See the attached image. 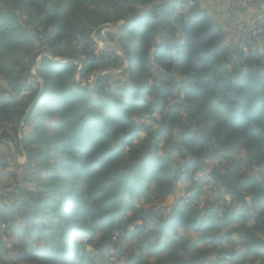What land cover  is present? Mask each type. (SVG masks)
Here are the masks:
<instances>
[{
	"label": "trees",
	"instance_id": "1",
	"mask_svg": "<svg viewBox=\"0 0 264 264\" xmlns=\"http://www.w3.org/2000/svg\"><path fill=\"white\" fill-rule=\"evenodd\" d=\"M152 2L0 0V196H13L1 198L0 264H264V43L245 57L196 1L167 0L106 32L130 86L114 91L107 75L85 88L75 63L48 56L30 72L42 52L81 60L79 83L121 65L92 33ZM215 148L250 204L213 199L216 184L200 197Z\"/></svg>",
	"mask_w": 264,
	"mask_h": 264
},
{
	"label": "water",
	"instance_id": "2",
	"mask_svg": "<svg viewBox=\"0 0 264 264\" xmlns=\"http://www.w3.org/2000/svg\"><path fill=\"white\" fill-rule=\"evenodd\" d=\"M153 4L154 3H151V4L147 5L146 7H144L143 9L131 13L125 20L119 21L117 23H110V24L101 25L94 30V36L96 37V39H98L103 44L115 49L117 51V53L121 56V58L123 60V64L121 66H110V67H107L105 69H98L95 72L94 77H93V81L90 84L79 83L78 74H79V72L82 68V65H83L81 60L65 58V57H53L52 55H50L47 52H42L38 55V57L36 58V60L34 61V63L30 67L31 74L35 75L34 68L40 63L43 56H48L52 61H55V62L72 61L73 63L78 65L77 69L73 72L75 82L77 84H79L80 86H83L85 88L90 89L96 84V81L99 78V76L101 75V73H103V72L113 73L115 71H123V70L129 69L130 60H129L128 56L126 55L125 51L123 50V47L121 46V44L118 41L109 39L103 32L106 30L107 31H115V32H120V31L124 30L134 19L145 14ZM152 50L153 49H151V52H152ZM149 57L151 60L152 59L151 53L149 54ZM223 65H225V63H223ZM155 71L156 72L158 71L157 66H155ZM176 77H177V75H174V78H176ZM102 79L107 80V77L104 76V77H102ZM154 79L156 80L157 76H155ZM39 83H40V86H39L38 93L42 89L43 80L39 79ZM38 93H37V95H38ZM37 95L35 96V98L37 97ZM33 103H34V100L27 106V108L25 110V113H24V115L21 119L20 125L18 127L19 132H20L21 126L23 124V120H24L26 114L28 113V111L30 110L31 106L33 105ZM153 136H155V134H153ZM3 141H6L10 144L12 159L15 160L17 163H23L17 159V153H16L15 146H14L13 142L10 139H3ZM152 147H153V140H149L147 143L146 151L151 150ZM219 150H221V149H219ZM218 152L219 151L216 149L213 151L212 155L215 156ZM24 154H25V160H24V162H25L26 161V153H24ZM203 156H204V154H203ZM208 173L211 175V177H213L214 180H216L217 185L222 188L223 192L230 194V196L233 197L235 205H248V195L246 193L242 192L241 190H239V188L237 187V185H240L242 183V180L231 179L230 178L231 171L228 169V167L225 166L223 172H219L216 167H212L208 171ZM204 201H205V199H204Z\"/></svg>",
	"mask_w": 264,
	"mask_h": 264
},
{
	"label": "rangeland",
	"instance_id": "3",
	"mask_svg": "<svg viewBox=\"0 0 264 264\" xmlns=\"http://www.w3.org/2000/svg\"><path fill=\"white\" fill-rule=\"evenodd\" d=\"M92 39L94 40H96L97 41V43H98V46H100V47H102V42H100L98 39H96V37L94 36V35H92ZM114 39H116V38H114ZM117 40V39H116ZM35 46H37V42H35ZM104 47H107V46H104ZM132 57V56H131ZM109 76L110 77H112L111 79V81H112V83H113V85H114V87H113V90L114 91H117V90H120L121 88H122V86H124V82L125 83H127V86H130L129 84H130V81L128 80V77H127V71L126 70H123V71H115V72H113V73H110L109 74ZM90 79V78H89ZM156 117V119L160 122V115H158V116H155ZM149 141V140H148ZM148 141H147V143H148ZM147 143H146V145H145V148L147 147ZM153 148V147H152ZM152 150V149H151ZM150 151V150H149ZM25 152H22V153H19L18 155H17V159H19L20 161H23L24 162V160H25V154H24ZM236 155H237V157H241L242 156V152L240 151L239 153H236ZM203 158H204V162H203V167H204V180L207 182V185H206V187H205V190L203 191V193H202V195H200V197L202 198V199H204V196H209V194L208 193H210L209 192V188H212L213 186H214V182H215V180L213 179V177H211V175L210 174H208V171L212 168V167H216L217 169H219V170H223V166L224 165H227V163H226V160L225 159H223V158H218V157H214V156H212V154L210 155H206V156H203ZM228 166V165H227ZM225 167V166H224ZM243 171H242V173H247V172H251V173H253V172H255V171H258V169L256 168V169H254V168H251V167H249V166H247V165H245L244 167H243ZM24 174V173H23ZM197 175H200L199 173L197 174ZM187 184L188 182H184V184ZM184 184H182V185H184ZM180 186L179 188H178V190H176L177 191V193L178 194H182L183 193V191H184V187L185 186ZM208 188V189H207ZM221 190V188L219 189L218 187L216 188V193H215V195L216 196H214V194L213 193H211V197L214 199H216V197L220 194V195H222L223 193L220 191ZM7 190H5L2 194H1V196H0V205L2 204V201H1V198L2 199H4L5 200V203H8V205L12 202L11 200L13 199V196H9V195H7ZM196 190H193V192H192V194H196ZM223 195H225V196H227L226 194H223ZM229 198H230V196H229ZM234 202H233V200H231L230 201V204H233ZM248 203L250 204V201L248 200ZM233 205H235V204H233ZM198 207L199 208H201L202 207V205H201V203L199 202L198 203ZM2 238L3 239H7V237L5 236V235H2ZM37 237L36 236H34V240H33V242H32V246L34 247V248H43L44 246V241L43 240H40V241H37ZM25 240V237L23 236H21V237H19V238H17V240H16V243H17V245H21L22 244V242ZM9 241V240H8ZM7 248L8 249H10L11 248V243L10 242H8L7 243ZM19 264H25L24 262H21V263H19Z\"/></svg>",
	"mask_w": 264,
	"mask_h": 264
},
{
	"label": "built area",
	"instance_id": "4",
	"mask_svg": "<svg viewBox=\"0 0 264 264\" xmlns=\"http://www.w3.org/2000/svg\"><path fill=\"white\" fill-rule=\"evenodd\" d=\"M152 1L161 3L165 0ZM225 2L229 7L243 11V16L234 28L238 47L245 57L255 53L264 41V0H225ZM188 4L193 5L194 0H188Z\"/></svg>",
	"mask_w": 264,
	"mask_h": 264
},
{
	"label": "crops",
	"instance_id": "5",
	"mask_svg": "<svg viewBox=\"0 0 264 264\" xmlns=\"http://www.w3.org/2000/svg\"><path fill=\"white\" fill-rule=\"evenodd\" d=\"M196 2L201 9L206 11L210 20L225 32L228 44L234 46L236 43L234 26L243 16V11L239 8L228 7L224 0H196Z\"/></svg>",
	"mask_w": 264,
	"mask_h": 264
},
{
	"label": "clouds",
	"instance_id": "6",
	"mask_svg": "<svg viewBox=\"0 0 264 264\" xmlns=\"http://www.w3.org/2000/svg\"><path fill=\"white\" fill-rule=\"evenodd\" d=\"M165 1H167V0H165ZM195 1H196V0H194V4H195ZM224 1H225V0H224ZM162 2H163V1H162ZM162 2H161V3H162ZM152 3H154L153 5L160 4V3H156V2H154V1H153ZM225 3H226V2H225ZM150 4H151V3H150ZM194 4H193V5H194ZM147 5H149V4L144 5L143 7H141L140 9H138V10H136V11H139V10L143 9V8L146 7ZM188 5H189V4H188ZM193 5H189V6H193ZM226 5H227V4H226ZM227 6H228V5H227ZM228 7H229V6H228ZM150 8H151V7H150ZM230 8H231V7H230ZM236 9H237V8H236ZM240 19H241V18H239V20H240ZM124 20H125V19H124ZM239 20H238V21H239ZM121 21H122V20H121ZM118 22H119V21H118ZM116 23H117V22H116ZM237 23H238V22H237ZM237 23H236V24H237ZM107 24H110V23H107ZM236 24H235V26H236ZM103 25H105V24H103ZM100 26H101V25H100ZM235 26H234V28H235ZM106 32H107V30L104 31L103 33L106 35ZM113 32H115V31H113ZM92 35H94V31H93ZM234 35H235V33H234ZM106 36H107V35H106ZM235 36H236V35H235ZM236 37H237V36H236ZM109 39H110V38H109ZM263 39H264V32H263ZM112 40H115V39H112ZM115 41H117V40H115ZM237 41H238V38H237ZM94 42L96 43V46H97V48H99V51H100V52H101L103 49H107V50H108L109 48H111V47H109V46H107V45H105V44H103V43H102V47L98 46V43H97V41H96L95 39H94ZM262 43H264V41H262ZM262 43H261V44H262ZM261 44L259 45V47L261 46ZM104 46H107V47H104ZM108 47H109V48H108ZM238 48H239V47H238ZM111 49L114 50V51L116 52V54H118L117 51H116L115 49H113V48H111ZM239 49H240V48H239ZM123 50H124V49H123ZM258 50H259V48H258ZM258 50H257V51H258ZM235 52H236V51H235ZM118 55H119V54H118ZM126 55H127V54H126ZM246 57H247V56H246ZM151 60H152V59H151ZM122 64H123V60H122L121 65H122ZM76 65H77V64H76ZM121 65H119V66H121ZM77 67H78V65H77ZM109 67H110V66H109ZM129 68H130V66H129ZM154 68H155V67H154ZM157 68H158V67H157ZM76 69H77V68H76ZM128 70H129V69H127L126 71H128ZM155 72H156V71H155ZM157 72H158V71H157ZM157 72H156V73H157ZM94 74H95V73H94ZM94 74L91 75V76L89 77L90 79L88 78L86 81H83L82 83H83V84H90V83L93 81ZM109 74H110V73L103 72V73H101V75H100L99 77H104V76L107 77V75L109 76ZM175 75H176V74H175ZM155 76H157V75H155ZM176 78H180V77H176ZM107 79H108V77H107ZM78 80H79V79H78ZM154 80H155V79H154ZM156 80H157V79H156ZM180 99H181V98H180ZM179 101H180V100H179ZM18 137H19V139H20V141H21V135H20V132H19V131H18ZM10 140H11V139H10ZM150 140H153V139H150ZM11 141H12V140H11ZM7 143H8V142H7ZM8 144H9V143H8ZM13 144H14V143H13ZM9 145H10V144H9ZM153 145H154V141H153ZM10 148H11V146H10ZM216 149H217L219 152L222 150L221 148H215L214 150H216ZM219 149H221V150H219ZM214 150H213V151H214ZM148 151H149V150H148ZM148 151H145V153L148 152ZM213 151H212V153H213ZM219 152H218V153H219ZM218 153H217V154H218ZM217 154H216V155H217ZM216 155H215V156H216ZM202 156H203V154H202ZM204 156H206V155L204 154ZM212 156H214V155H212ZM18 160H19V159H18ZM19 161H20V160H19ZM21 162H23V161H21ZM23 163H24V162H23ZM18 164H22V163H18ZM224 166L228 167L227 165H224ZM224 166H223V170H219V169H217V170H218L219 172H223V171H224ZM228 169H229V168H228ZM229 170H230V169H229ZM230 171H231V170H230ZM230 178H231V179H238V178H232V177H231V174H230ZM214 184H216V186H217L219 189L221 188V187H219V186L217 185L216 180H215ZM241 184H242V183H241ZM237 187H238V185H237ZM238 188H239V187H238ZM220 191H221L223 194H226V195H227V196H225V195H223V194H222V195L219 194L220 196H225V197L229 198L230 194H227V193L223 192L222 188H221ZM216 192H217V191H216ZM216 194H217V193H216ZM204 199H205V201H206V198H205V197H204ZM204 199H203V201H204ZM229 199H232V200H233V197L230 196ZM205 201H204V202H205ZM233 202H234V200H233ZM233 204H235V203H233ZM219 205H220V204L218 203V206H219ZM235 206H236V205H235ZM201 209H202V207L199 209V211H200V212L198 211L199 213H201Z\"/></svg>",
	"mask_w": 264,
	"mask_h": 264
}]
</instances>
